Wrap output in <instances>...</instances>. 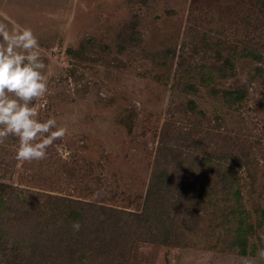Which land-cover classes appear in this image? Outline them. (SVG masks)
I'll list each match as a JSON object with an SVG mask.
<instances>
[{
    "label": "rangeland",
    "instance_id": "rangeland-1",
    "mask_svg": "<svg viewBox=\"0 0 264 264\" xmlns=\"http://www.w3.org/2000/svg\"><path fill=\"white\" fill-rule=\"evenodd\" d=\"M66 134L0 138V264H264V0H0ZM79 221V232L72 229Z\"/></svg>",
    "mask_w": 264,
    "mask_h": 264
},
{
    "label": "clouds",
    "instance_id": "clouds-1",
    "mask_svg": "<svg viewBox=\"0 0 264 264\" xmlns=\"http://www.w3.org/2000/svg\"><path fill=\"white\" fill-rule=\"evenodd\" d=\"M40 57L30 27L10 28L0 22V138L17 139L15 158L20 161L45 159L48 146L67 131L55 117L37 118L33 101L49 92L46 65ZM80 228V222L73 221V231ZM257 256L264 260V247L257 249Z\"/></svg>",
    "mask_w": 264,
    "mask_h": 264
}]
</instances>
